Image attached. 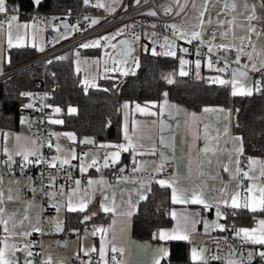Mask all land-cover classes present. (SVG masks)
Listing matches in <instances>:
<instances>
[{"label": "crops", "instance_id": "1", "mask_svg": "<svg viewBox=\"0 0 264 264\" xmlns=\"http://www.w3.org/2000/svg\"><path fill=\"white\" fill-rule=\"evenodd\" d=\"M225 1L171 0L173 4H177L176 7H185L181 16L171 23L186 34V38H181V31H177L175 35L181 50L178 56L184 57L189 63L184 71L187 73L191 71L196 76L205 75L216 83H219V80L226 81L225 87H227L228 94L233 96V74H236L235 79L238 81L239 90L240 86L252 88L253 79L249 72L235 66L227 73L224 66L217 69L209 66L208 59L200 60L199 68L193 67V63L197 61H190L183 52V46L191 39L192 32L200 34L199 39L210 51L220 49L226 53H232L237 56L239 61L246 55L245 44L251 43L248 55L251 61L250 69L253 70V65H255L258 69L255 71H264V0H229L230 3L227 6ZM134 3L136 0H126L124 6L128 8ZM6 9L13 8L6 7ZM161 9L166 11L169 9V5L163 4ZM93 11L97 12V15L93 16L91 21H99L101 17L98 14H103L104 10L93 9ZM202 12L203 15H201ZM250 16L254 18L249 20ZM17 17L18 19L12 22L11 31L14 45L17 42V36L21 37V46L19 47H9L8 45V21L10 19L0 22V73L6 70V66L10 63V50L30 48L36 51L27 38L29 27L33 32L43 33V45L50 43L48 39H50L53 25L68 30V34L55 40L54 43L66 39L71 34L69 26H60L55 21L49 25L47 38L45 31L32 28L28 13L19 14ZM17 25H27L28 27L18 28ZM122 25L126 35H129L126 30L127 25ZM254 25L258 26L257 35H253L250 30ZM136 35L139 37L140 45L142 42L146 44L145 49H148V45H153V34L148 28L141 27L133 36H129L133 38ZM120 37L124 36L118 38ZM177 60L178 58H176L175 69L180 74ZM221 69L223 71H220ZM259 86L258 88H260ZM252 91L255 90L252 89ZM125 104L128 105L127 108L124 107ZM137 105L145 111L137 110ZM57 108L56 105H52L53 112L49 118V130L45 141V146L49 148V160L61 162L66 159L71 162L74 160L72 158L74 152L75 156L80 157L75 163L76 169L88 176V182L91 180L95 183L89 184L87 189L75 186L59 195L53 191L50 192L53 205L54 200L61 202L62 205L56 211L54 207L52 216V219L56 217L57 223L62 225L60 233L56 235L60 236L67 230L72 233L67 239L61 240H58L56 235L42 237L41 240L45 241L42 264H45L49 258L51 264H72V257H77L78 264H87L95 257L99 259L100 264H105V262L107 264L111 262L113 264H117V262L120 264H153L154 258L159 255L160 248H165L168 252L169 241L186 242L190 261L201 264L200 257H202L205 264H211L212 246L219 232V229H213L211 225L215 223L222 225L223 218H217L215 207L222 199L228 200V205L220 203L222 213L225 210L242 211L236 224L238 231L242 228L249 231L255 229V234H259L260 221L264 220V211L258 209L256 212H252L249 208L243 207V204L245 201L251 203L253 196L259 198V192L255 186H264V176L260 175L264 170V155L247 156L248 169L243 168V153L237 156L234 151L233 138L239 135L231 130V110L228 106L203 105L198 110L188 109L170 100L165 93L158 100L124 99L120 102L119 107L120 139L117 142L92 141L91 138L78 140L73 132L60 128V123L50 122L52 116H59V112L55 111ZM69 109H75V107L72 105L66 107V113L73 114L74 112H70ZM221 109L224 111H220ZM22 117L23 121H21ZM27 118H30V115L23 114L14 130L0 129V193H2L0 199L3 201L0 203V219L7 221V225L0 224V251L9 253V258H5L7 261L11 260L12 253L19 254L20 249L26 245L25 236L21 233L25 230L35 232L32 229L34 227L40 229L42 223L37 198L26 200L21 197L22 188L27 184V177L1 172L16 159L22 158L17 153L35 152L40 154L43 150L33 137L26 135ZM125 125H127V135L131 138L134 147L128 148L127 151L120 150L119 158L113 162V157L110 154L118 150L114 146L121 144L127 146L129 143L125 139ZM225 128L228 130L227 135L224 132ZM67 134H72L75 139H69ZM88 140L92 143H87ZM57 146H59V151ZM9 155L12 157L11 161L8 159ZM101 155L116 165L121 170L120 174L103 175V166L98 162ZM129 155L135 157L136 170L133 175H126L122 171ZM236 159L240 161L238 165L234 163ZM93 160L96 161L94 165ZM253 160L257 163H250ZM166 161L173 164L174 176L172 178L159 177L160 167ZM225 167L228 168V171L224 170ZM237 168H239V172L236 171ZM244 172H248L249 177L256 178L251 179L244 175L239 178V173L243 174ZM173 179L176 180L175 186L178 189L185 190L184 198L189 202L173 203L172 188L166 185L162 186L168 189L169 201L172 204L168 212L169 225L155 229L150 238H134L131 234V221L138 203L146 197L153 183L161 186L158 181H172ZM249 188H253V192L250 193ZM193 193L198 195L202 193L203 198L213 207L205 208L202 204L191 203ZM236 193H239L241 207L233 209L230 207L231 198ZM9 196L12 199H9ZM141 196L144 198L141 199ZM82 202L86 205L83 211L78 208L71 212H82L81 222L84 224L78 227H65L63 224L64 215L66 212H70L67 205L72 203L78 206ZM103 207H110L114 211L105 212ZM128 212H131L130 216L126 215ZM173 213H175V217ZM25 216L29 218L25 220ZM206 224L208 225L207 229ZM178 226L181 229L185 227L188 229V240L161 241L154 239V236L160 231L171 232ZM5 227L8 229L7 232ZM239 236L244 240L243 233ZM56 242L61 247L69 245L71 248L69 254L63 256L60 262L57 261V251L53 247ZM245 243L248 254L252 253V257L257 252L264 250V245L253 244L250 241ZM13 245H15V249H13ZM113 245L124 248L123 255L119 252L113 253L111 251ZM102 248L105 251L104 259H101L100 256ZM193 248L197 249L198 258L196 260L192 259ZM93 249L95 250L93 251ZM113 256L116 257V261H113ZM164 258L160 260V263ZM230 262H234V260L230 259L228 264Z\"/></svg>", "mask_w": 264, "mask_h": 264}, {"label": "trees", "instance_id": "2", "mask_svg": "<svg viewBox=\"0 0 264 264\" xmlns=\"http://www.w3.org/2000/svg\"><path fill=\"white\" fill-rule=\"evenodd\" d=\"M7 8L17 7L23 14L30 11L76 13L79 0H42L36 9L30 0H5ZM70 49L52 57L45 64L31 65L0 81V129L14 130L23 114L32 117L27 107L30 91L47 90L49 101L60 111L59 127L70 130L76 138L92 141L117 142L120 139L119 107L126 100H158L163 93L188 109L198 110L203 105H223L231 110V130L243 142V155H264V84L252 95L229 96L227 87L211 81L205 75L196 76L176 72L169 57L153 55L149 49H140L137 70L124 76L100 78L97 86L85 88L72 69ZM35 55L30 48L10 50L6 69ZM173 81L169 83L168 81ZM75 107L73 114L66 107ZM49 124V120H48ZM168 189L153 183L132 215L131 234L134 238H150L153 231L170 223ZM242 212V211H240ZM225 210V220L236 226L241 213ZM82 212H66L64 226H82ZM188 244L169 241L168 255L160 264H200L188 257Z\"/></svg>", "mask_w": 264, "mask_h": 264}, {"label": "built area", "instance_id": "3", "mask_svg": "<svg viewBox=\"0 0 264 264\" xmlns=\"http://www.w3.org/2000/svg\"><path fill=\"white\" fill-rule=\"evenodd\" d=\"M126 0H89L85 4L84 0H79V9L76 13L68 10L60 12H44V11H31L28 12L32 28L34 30H43L48 38L49 25L57 19H66L70 28L71 34L68 38L55 43H45L42 50H36L35 55L30 59L20 62L0 73V81L10 77L11 75L31 66L34 64H45L49 59L57 54L71 49L84 40L93 36L99 35L114 27L122 24L127 25V34L133 36L135 32L141 28H148L153 34V49L157 56L169 57V63L174 64L177 56L181 53L176 38L177 31L170 27L173 25L171 21L178 19L185 11V7H176L171 0H139V3H134L128 8H125ZM163 4H168L170 11H163L161 9ZM98 5H103L100 7ZM111 6V8H108ZM18 8L7 9L5 13H0V22L8 20L12 15L22 14L21 11H15ZM93 9L104 10L100 15V20L96 24H91V18L97 15ZM182 9V10H181ZM155 12L156 15L152 16L148 13ZM255 32L251 31L253 35H257L258 26L254 25ZM191 42H186L183 46V52L190 61H200L208 59L211 61V66L215 69L224 66L225 71H229L238 66L241 69L249 72L252 76V89L256 90L260 83H264V71L259 72L250 69L251 61L248 58L251 49V43H246L244 46L246 55L237 63V56L232 53H226L220 49L210 51L204 46L199 39H190ZM166 51L175 52V56L163 55ZM226 86L227 83L221 84ZM29 102L34 111L31 120L25 123L26 135L33 137L36 142L42 146L43 150L40 154L30 156L31 163H25L22 158H18L8 168L1 170L3 173H12L16 175H24L27 177V184L22 188L21 197L29 200L37 198L39 204V213L41 216V231L30 232V235L25 236L26 245L31 249L33 255L32 264H41L39 259L40 243L44 235H56V227L52 223V216L54 213V206L50 198V192L53 191L57 195L79 186L81 189H87L89 182L88 176L79 172L76 169V161L79 156L61 165L60 161H55L56 167H51L53 163L49 160V148L45 146L47 139V131L49 130L48 120L52 115V104L49 101L50 93L47 90L30 91L28 92ZM106 159L104 156H99L98 162L103 166V175L115 176L120 174V169L112 162L107 160L108 166L105 167ZM248 157H243V168L248 169ZM136 162L133 155L126 158L123 172L126 175L135 174ZM174 176L173 164L170 161L162 163L160 167L159 177L172 178ZM243 174L239 173V178ZM79 181V185L76 184ZM222 221L224 231L218 232V235L213 243L212 252L210 255L211 264H228L230 259L234 260V264H248V251L245 241L237 236V228L231 222ZM264 251V250H262ZM257 252L251 258L252 264H264V258ZM72 264H78L77 257H72ZM87 264H100L98 258H93ZM109 264H113L112 262Z\"/></svg>", "mask_w": 264, "mask_h": 264}, {"label": "snow or ice", "instance_id": "4", "mask_svg": "<svg viewBox=\"0 0 264 264\" xmlns=\"http://www.w3.org/2000/svg\"><path fill=\"white\" fill-rule=\"evenodd\" d=\"M30 2L36 6V7H39L42 3V0H30ZM85 4H88L89 3V0H84ZM137 3H139V0H136ZM100 7H103V5H98ZM182 10V9H181ZM7 11L6 9V2L5 0H0V13H5ZM15 11H18V9H16ZM166 11H170V9H166ZM149 15H152V16H155L156 13L155 12H150L148 13ZM201 15H203V12L201 13ZM254 17L253 16H250L249 17V20L253 19ZM18 19V17L16 15H12L10 20L8 21V28H9V32H8V36H9V39H8V45L9 47H19L21 46L20 44V41H21V37L18 35L17 38H16V44L14 45L13 44V39H12V22L16 21ZM99 21L98 20H92L91 21V24H96L98 23ZM18 28L20 27H23V28H27L28 26L27 25H17ZM174 32L175 31H181L179 29H177L176 25H171L170 26ZM251 31L255 32V28H252L250 29ZM122 31V30H121ZM119 34V33H117ZM199 33L197 32H192L191 34V39H197L199 37ZM66 38V37H65ZM115 37H103V39L105 41H109L110 39H114ZM181 38H186V34L181 31ZM136 39H139V37H136ZM243 39V38H242ZM188 42H191V40H189ZM99 41H93L92 43L90 44H84L83 47L85 48H88V47H97L99 46ZM122 44L124 45H127V41H122L121 42ZM113 47H115V45H113ZM131 52V48L130 47H125V50H124V53L123 55L125 56V58L130 54ZM153 55H156L157 53L155 52V50L153 49V52H152ZM163 55H169V56H175V52H172V51H166L164 53H162ZM237 63H239V59H237L236 61ZM181 65L183 66L184 64L187 63V61H184V60H181L180 61ZM209 66H211V61L209 62ZM196 67L199 68L200 67V63L199 61H197L196 63ZM253 70H258L256 69V66L253 65ZM220 71H223V69H221ZM124 75H127L128 73L125 72L123 73ZM180 75H187V72L183 71V69L181 70L180 72ZM234 75V80L232 81V95L233 96H236V95H252V88L250 87H246V86H240L239 87V90H238V81L235 79V73L233 74ZM241 75H244L243 73H241ZM169 83H172L173 81L169 80L168 81ZM216 82V81H214ZM219 83L221 84H224L226 83V81L224 80H219L218 81ZM23 95H28L27 93H24ZM27 107H32V105H27ZM125 108L128 107L127 104L124 105ZM137 110L141 111V112H144L145 109L141 108L139 105H137ZM56 112H59L60 109L57 108L55 109ZM70 112H75V109H69ZM205 111H208V109H205ZM220 111H224L223 109H221ZM51 123H62V121L60 120H52L50 121ZM225 132V135H227L228 133V130L227 128H225L224 130ZM68 135V138L69 139H72L74 140L75 137L72 135V134H67ZM19 139V138H17ZM125 139L129 141L128 145L125 146L123 144L121 145H115L114 147H116L118 150L114 153H111L110 155L113 157V162H115V160H117L119 158V155H120V150H124V151H127L128 148L130 147H134V145L132 144L131 142V138L127 135V125H125ZM87 143H92V141L88 140L86 141ZM233 143H234V151L235 153L237 154V156H239L240 154L243 153L244 149H243V142H242V139L241 137L239 136H236L233 138ZM57 150L59 151V146H57ZM7 152V150H5ZM205 151L207 152L208 149L206 148ZM17 155H21L22 156V160L25 162V163H31V161L29 160V156H35L36 153L35 152H27V153H17ZM106 155H109V154H106ZM72 158L75 159L76 156H75V153L73 152L72 153ZM9 161L12 160V157L11 155H9L8 157ZM61 165L63 164H66L68 163V161L65 159V160H62L61 162ZM93 165L96 163L95 160H93ZM235 164H239L240 161L239 159H236L234 161ZM250 163L252 164H255L257 163L256 161H250ZM51 167H56V164L53 162L50 164ZM105 167L108 166V163H107V160L105 161ZM162 167V165H161ZM83 170V169H82ZM159 170V169H158ZM225 171H228V168L225 167L224 169ZM237 172H239V168L236 169ZM243 175L245 177H249V173L248 172H244ZM261 176H264V170L261 171L260 173ZM251 179H255L256 177H249ZM79 181H76V184L79 185ZM92 183H95L94 181H89V184H92ZM158 183L161 185V186H168V187H171L172 188V191H173V196H172V200H173V203H188L189 201L187 199L184 198V191L185 190H180L178 189L175 185H176V180L173 179L172 181H165V180H160L158 181ZM256 187V190L259 192V198L257 199L255 196H253L252 200H251V203H248L247 201H245V203L243 204V207L245 208H249L252 212H256L258 209L261 210V211H264V186H255ZM248 191L251 193L253 192V188H249ZM0 197H2V193H0ZM144 197L141 196V199H143ZM9 199H12L11 196H9ZM2 199H0V203H2ZM191 203H196V204H202L204 205L205 208H210V207H213V205L211 203H209L206 199L203 198V194H196V193H193L192 195V198H191ZM220 203H223L225 205H228V200H221L219 203H217L215 205L216 207V216L218 219H222L224 218V213L221 212L220 210ZM54 207H57L59 209V207H61L62 205H60L59 203L57 204H54L53 205ZM86 205L82 202L80 205H73L72 203H69L67 205V208H68V211H76L78 208L80 211H83L84 210V207ZM230 207L233 208V209H236V208H240L241 207V204L239 202V193H236L235 195L232 196L231 198V204H230ZM103 210L105 212H108V211H114V209L110 208V207H103ZM126 215L130 216L131 215V212H128L126 213ZM173 216L175 217V213H173ZM29 217L28 216H25L24 219L27 220ZM0 224H4V225H7V221H4L2 219H0ZM208 225L206 224V229H207ZM211 227L213 229H219L220 231H224V226L219 224V223H215L213 225H211ZM61 230V225L60 224H57L56 225V231H60ZM5 231L7 232L8 229L7 227H5ZM32 231H41L39 228H36L34 227L32 229ZM241 233H243V238L245 240V242H251L253 244H261V245H264V220H261L260 221V232L259 234H255L256 233V230L253 229L251 231H249L248 229H240L238 232H237V236H239ZM21 235L23 236H27V235H30V232L25 230L21 233ZM154 239H159L161 241H168V240H188L189 239V232H188V229L185 227L183 229H181L179 226L177 229H174L172 230L171 232H168V231H160L156 236H154ZM5 240L7 241V237L5 238ZM7 246V245H6ZM13 249H15V245L12 246ZM27 248V246H26ZM95 249H93L94 251ZM111 251L113 253H116V252H119L121 255H123L124 253V248L122 247H116L115 245H113ZM202 251V250H201ZM87 255V252L85 253ZM27 255L31 256L32 253L29 251L27 253ZM104 255H105V251L104 249L102 248L100 250V256H101V259H104ZM168 255V252H167V249L165 248H160L159 249V255L157 257L154 258L153 260V264H160V260L164 257H167ZM259 255L261 256V258H264V251L260 252ZM4 252L3 251H0V264H16L15 261H7L5 260L4 258ZM198 258V255H197V249L193 248L192 249V259L193 260H196ZM251 258H252V253H249L248 254V259H249V264H251ZM113 261H116V257L113 256L112 257ZM200 261H201V264H205V262L203 261V258L200 257ZM25 264H31V261H25ZM45 264H51V259L49 258L48 261L45 262ZM105 264H107V262H105ZM117 264H120V262H117ZM230 264H234V262H230Z\"/></svg>", "mask_w": 264, "mask_h": 264}, {"label": "rangeland", "instance_id": "5", "mask_svg": "<svg viewBox=\"0 0 264 264\" xmlns=\"http://www.w3.org/2000/svg\"><path fill=\"white\" fill-rule=\"evenodd\" d=\"M30 25V24H29ZM123 25L117 26L115 28H112L108 31H105L99 35L93 36L91 38H88L84 40L81 44L71 48L69 50L70 52V58H71V64L73 71L77 74L80 83L85 87H95L97 86V82L100 78L108 77V76H124L123 73L127 72L128 74H132L137 70L138 66V54L140 49H145L146 44L141 43L136 37L138 35L131 38L129 35H126ZM122 30V31H121ZM119 33V34H117ZM138 33V32H137ZM68 34L67 29H60L58 25L52 26V32L50 35V39L48 41L50 44H55L54 41L61 38L63 35ZM115 37L114 39H110L109 41H105L103 37ZM119 36L126 37V40L128 42L129 47L131 48L130 54L124 58L122 54H118L116 52V48L113 47L116 38ZM27 38L29 39V42L31 43V46L35 47L36 50H42L43 49V33L40 32H33L31 28H28ZM68 38V37H67ZM35 41V42H34ZM93 41H99V46L97 47H83L84 44H90ZM150 43V42H149ZM152 46L151 44L148 45V49L150 52H152ZM177 65L179 66V70L183 71L186 69L188 63V60L185 59L182 56L177 57ZM184 60L187 61L186 64L183 66L181 65L180 61ZM191 63V62H190ZM196 63H193V67H196ZM176 67V64H175ZM27 120H31V118H27ZM51 120H60L59 116H52ZM21 121H23V117L21 118ZM58 208L55 207V211ZM52 223L54 227H56L57 220L56 217L52 219ZM72 232L65 231L62 235H56V238L58 240L61 239H67L71 235ZM25 242L24 240L22 241ZM44 242L41 240L40 243V253H39V259L40 263H43V249H44ZM22 243V244H23ZM57 251V261L60 262L61 258L63 256H66L69 254V250L71 249L70 246H59L58 242L53 244ZM25 246V247H24ZM18 253H12L11 260L15 261L16 264H25V261H31V264L33 262V255L29 256L27 253L31 251V249L24 245ZM27 246V248H26ZM4 259L9 258V253L4 252ZM9 261V259H8Z\"/></svg>", "mask_w": 264, "mask_h": 264}, {"label": "water", "instance_id": "6", "mask_svg": "<svg viewBox=\"0 0 264 264\" xmlns=\"http://www.w3.org/2000/svg\"><path fill=\"white\" fill-rule=\"evenodd\" d=\"M229 3H230L229 0H226V1H225V5H226V6H227V4H229ZM33 6H34V5H33ZM34 8L36 9L37 7L34 6ZM56 22H57L60 26H63V27H67V26H68V22H67L66 19H58ZM122 41H127V40H126L125 37H120V38H118V39L115 41L114 45H115V48H116V52H117L118 54H122V56L125 58V56L123 55L124 50H125V47H129V46H128V42H127V45H124V44L121 43ZM53 202H54V204L59 203V204L61 205V202H59V201H57V200H54ZM61 228H62V225H61ZM60 231H61V230H60ZM60 231H56V232H57V233H60ZM247 262H249V259H247Z\"/></svg>", "mask_w": 264, "mask_h": 264}]
</instances>
